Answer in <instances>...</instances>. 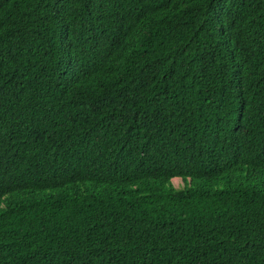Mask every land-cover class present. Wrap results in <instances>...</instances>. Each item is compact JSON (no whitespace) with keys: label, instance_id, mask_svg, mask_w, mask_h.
I'll list each match as a JSON object with an SVG mask.
<instances>
[{"label":"trees","instance_id":"trees-1","mask_svg":"<svg viewBox=\"0 0 264 264\" xmlns=\"http://www.w3.org/2000/svg\"><path fill=\"white\" fill-rule=\"evenodd\" d=\"M0 264H264V0H0Z\"/></svg>","mask_w":264,"mask_h":264},{"label":"rangeland","instance_id":"rangeland-1","mask_svg":"<svg viewBox=\"0 0 264 264\" xmlns=\"http://www.w3.org/2000/svg\"><path fill=\"white\" fill-rule=\"evenodd\" d=\"M172 182H173L174 186H177L179 184L182 185V181L179 178L172 179Z\"/></svg>","mask_w":264,"mask_h":264}]
</instances>
